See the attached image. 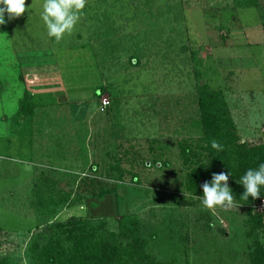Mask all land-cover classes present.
Here are the masks:
<instances>
[{"label":"rangeland","instance_id":"rangeland-1","mask_svg":"<svg viewBox=\"0 0 264 264\" xmlns=\"http://www.w3.org/2000/svg\"><path fill=\"white\" fill-rule=\"evenodd\" d=\"M43 3L0 25V264H40L34 244L72 218L128 216L157 262L249 264L251 205L206 208L181 148L199 138L203 84L224 92L239 143L264 144V0H86L59 41ZM29 88L48 94L20 118ZM95 177L114 195L83 198Z\"/></svg>","mask_w":264,"mask_h":264},{"label":"trees","instance_id":"trees-1","mask_svg":"<svg viewBox=\"0 0 264 264\" xmlns=\"http://www.w3.org/2000/svg\"><path fill=\"white\" fill-rule=\"evenodd\" d=\"M20 77L24 80L22 73ZM102 92V88H97L94 93L100 96ZM42 94L48 92L25 89L19 98L16 115L20 118L31 116L36 106L34 100ZM197 95L199 138L195 143L185 144L181 148L184 163L188 164L185 189L194 193L201 192V185L211 179L212 173L230 172L227 184L232 189L233 197L252 207L264 197V187L260 196H249L245 200L242 197L244 187L239 179L248 168H255L260 162H264V144L250 146L239 143L225 94L221 89L203 84L198 86ZM212 141L220 144L221 148L214 149ZM164 163L168 164L167 161ZM121 173L119 171V177H122ZM132 179L138 180L135 174ZM87 183L83 188V198L101 200L114 195L116 189L114 183L102 186L96 177L87 180ZM246 221V235L253 238L246 253L247 261L249 264H264V243L257 238L258 234L264 232V211H249ZM105 229L104 220L93 217L83 221L72 218L66 225L53 226L49 245L38 247V244H34L40 264H129V258L139 259L132 260L131 264H163L143 252L146 241L138 235V223L133 217H124L119 229ZM68 242L70 244L66 245ZM123 256L127 257L124 262Z\"/></svg>","mask_w":264,"mask_h":264},{"label":"clouds","instance_id":"clouds-1","mask_svg":"<svg viewBox=\"0 0 264 264\" xmlns=\"http://www.w3.org/2000/svg\"><path fill=\"white\" fill-rule=\"evenodd\" d=\"M85 3L86 0H44L41 19L47 29V35L59 41L65 32L71 33L82 15L80 10L85 7ZM25 10V0H0V25L20 16ZM211 143L214 149L221 148L216 141ZM230 174V172L212 173L211 179L201 185L203 195L200 199L206 208L232 206L234 197L232 189L227 184ZM239 183L244 187L243 199L260 196L264 187V162H260L255 168H248L240 177Z\"/></svg>","mask_w":264,"mask_h":264},{"label":"built area","instance_id":"built-area-1","mask_svg":"<svg viewBox=\"0 0 264 264\" xmlns=\"http://www.w3.org/2000/svg\"><path fill=\"white\" fill-rule=\"evenodd\" d=\"M109 104L107 98H102L101 108L106 107ZM252 209L254 212H263L264 211V197H262L258 202L252 205Z\"/></svg>","mask_w":264,"mask_h":264},{"label":"crops","instance_id":"crops-1","mask_svg":"<svg viewBox=\"0 0 264 264\" xmlns=\"http://www.w3.org/2000/svg\"><path fill=\"white\" fill-rule=\"evenodd\" d=\"M61 93H63L65 96H69V94H68L69 92L66 93V92H62V91H61Z\"/></svg>","mask_w":264,"mask_h":264}]
</instances>
